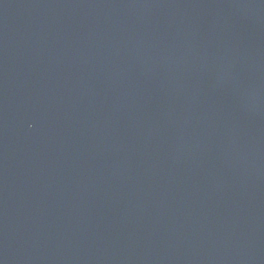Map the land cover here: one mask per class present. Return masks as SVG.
<instances>
[{
    "label": "water",
    "instance_id": "obj_1",
    "mask_svg": "<svg viewBox=\"0 0 264 264\" xmlns=\"http://www.w3.org/2000/svg\"><path fill=\"white\" fill-rule=\"evenodd\" d=\"M0 264H264V0H0Z\"/></svg>",
    "mask_w": 264,
    "mask_h": 264
}]
</instances>
